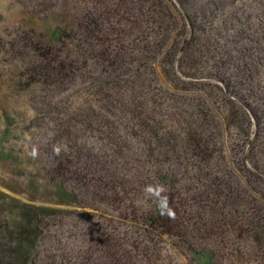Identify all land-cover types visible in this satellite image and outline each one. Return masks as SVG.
I'll use <instances>...</instances> for the list:
<instances>
[{
  "label": "trees",
  "instance_id": "16d2710c",
  "mask_svg": "<svg viewBox=\"0 0 264 264\" xmlns=\"http://www.w3.org/2000/svg\"><path fill=\"white\" fill-rule=\"evenodd\" d=\"M78 3L65 28L54 26L47 43L35 44L33 73L43 85L84 88L92 100L58 124L68 144L55 179L78 191L67 196L72 207L79 195L86 203L70 263L161 264L169 244L195 264H217V245L226 261L264 264V68L254 83L236 81L224 66L211 76L214 60L235 59V31L210 18L196 33L195 12L180 0ZM255 44L261 40L248 47L257 54ZM205 78L223 87L206 91ZM184 83L194 88L183 91ZM160 89L168 94L159 103ZM188 93L203 106L223 102L222 116L186 102ZM165 101L182 113L164 110ZM248 101L259 107L253 119ZM231 131L247 147L239 159L221 154ZM146 185L164 187L174 219L145 196ZM56 187L66 191L63 181ZM64 211L21 209L0 264H34L41 223Z\"/></svg>",
  "mask_w": 264,
  "mask_h": 264
},
{
  "label": "rangeland",
  "instance_id": "374dc122",
  "mask_svg": "<svg viewBox=\"0 0 264 264\" xmlns=\"http://www.w3.org/2000/svg\"><path fill=\"white\" fill-rule=\"evenodd\" d=\"M76 1L82 6V0H0V258L13 247L11 232L20 223V210L28 207L66 211L57 214V219L47 217L41 223V237L33 253L34 264H71L80 246L77 232L82 227L79 225L83 217L80 206L86 203L79 195L77 207H72L74 204L67 196L69 192L78 194V191L71 189L64 179H55L56 158L68 144L58 124L75 108L86 109L88 101H92L91 96L84 88L43 85L33 74L40 62L34 51L35 44L47 43L54 26H67L66 15L76 11ZM180 1L195 12L189 26L196 33L209 29L211 19L215 24L225 22L235 31L230 37L234 51H238L232 52L235 59L229 62L214 60L211 76L215 68L224 66L235 71L238 82L254 83L260 78V70L264 68V55H261L264 0ZM213 10L217 12L212 13ZM257 38L261 44L253 46L257 49L256 54L248 46L254 45ZM254 56L258 58L257 64L250 61ZM205 79L206 91L217 90V85L223 87V83L214 78ZM180 88L185 91L194 87L184 83ZM153 94L160 103L168 92L160 89ZM182 98L203 110L210 106L214 113L222 116L223 102L203 106L205 103L198 95L188 93ZM232 99L241 104L239 98L230 97ZM247 104L253 119L259 107L255 102L248 101ZM165 105L166 111L173 109L182 113L171 103L165 101ZM234 134L231 131L225 136L221 154L239 159L245 156L247 147L238 143ZM57 181L64 182L66 191L56 187ZM221 246L214 247L217 264H236L231 263L232 259L225 260L227 250ZM163 249L161 264H195L172 250L169 244H163Z\"/></svg>",
  "mask_w": 264,
  "mask_h": 264
},
{
  "label": "clouds",
  "instance_id": "9594fccd",
  "mask_svg": "<svg viewBox=\"0 0 264 264\" xmlns=\"http://www.w3.org/2000/svg\"><path fill=\"white\" fill-rule=\"evenodd\" d=\"M57 154L59 149H55ZM165 191L162 185H146L143 189V192L146 197L156 198L157 207L160 209L161 215H167L169 219L175 218V212L168 205V197L163 196L162 193Z\"/></svg>",
  "mask_w": 264,
  "mask_h": 264
}]
</instances>
